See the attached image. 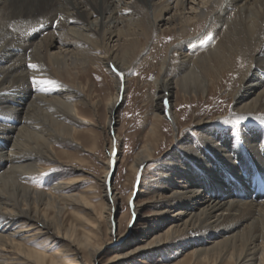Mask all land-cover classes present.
<instances>
[{
	"label": "bare ground",
	"instance_id": "1",
	"mask_svg": "<svg viewBox=\"0 0 264 264\" xmlns=\"http://www.w3.org/2000/svg\"><path fill=\"white\" fill-rule=\"evenodd\" d=\"M202 23L207 24L206 33L210 27L220 33L219 39L194 55L189 50L193 42L186 41ZM156 29L185 37L170 57L180 61L176 68L180 77L155 81L153 123L148 130L152 141L133 159L132 182L160 149L164 119L180 125V113L172 110L174 89L180 90L182 103L230 97L232 113L259 116L260 122L246 125L244 133L234 131L231 137L224 133L220 141L215 118L195 114L193 130L205 145L198 152L191 134L177 132L175 147L140 183L139 197L142 192L153 196L137 202L134 220H142V210L153 201L156 215L163 219L170 215L164 233L148 244L191 249L190 258L176 264H264V0H0V160L6 163L0 169V264H7L4 259L15 264H63L73 261L68 255L80 256L79 244L96 263L101 257L105 242L96 244L92 235L100 232L97 217L103 216L102 209L113 233L115 194L106 186L110 165L102 183L110 203L94 209L92 228L81 237L73 225V210L79 203L83 206V196L73 192V180L60 178L45 190L30 184V179L76 158L57 146L78 142L79 124L85 122L79 112L82 106L93 105L78 79L86 66L102 62L122 73ZM166 63L161 72L169 71ZM29 64L38 68H28ZM33 76L55 80L58 86L31 92ZM116 86L107 103L111 132L124 91L122 79ZM225 90L227 95H219ZM112 151L110 146V156ZM120 236L114 241L111 262L127 256L119 250H125L130 240L126 235L118 243ZM34 239L61 246L52 253L38 250L27 245Z\"/></svg>",
	"mask_w": 264,
	"mask_h": 264
},
{
	"label": "rangeland",
	"instance_id": "2",
	"mask_svg": "<svg viewBox=\"0 0 264 264\" xmlns=\"http://www.w3.org/2000/svg\"><path fill=\"white\" fill-rule=\"evenodd\" d=\"M206 28L207 24L202 23L201 26L199 25L196 28V34L194 32L191 36L189 35L188 41L185 40L186 43L190 41L193 42L191 43V46H193H190L189 50H192L194 55L207 50L219 39L220 33L217 34L218 32H215L213 29L211 30V27L209 29L210 31L206 33ZM223 30L224 28L221 27L219 31ZM164 31L160 29H156V31L152 30V39L146 43H142L139 49L137 48L136 54L134 53V57L129 60L128 68L122 73L113 71L112 68L110 70V68L102 62H94L95 64L93 63L86 66V69L78 79L82 83L81 85L84 86L88 101L93 105L92 107L88 105L82 106V111L79 112L80 117L85 119V122L79 124V130L81 131L77 137L78 139H76L78 142L68 147L61 145L57 146L58 149H65L73 153V156L76 158H73L72 161H67L65 159L63 160L62 167L48 169L44 173H40L30 179V184L45 190H49L50 186L60 178L73 180V192L83 196V206L79 203L80 206L76 208L77 210H73V225H75L78 236L81 237L84 231H89L92 228L90 221L94 220V209L99 211L108 202L105 198V188L102 183L106 166L109 164L111 167L106 186L115 194L112 222L113 233L109 231L111 228L109 227L110 221L106 216L107 212L102 209L103 216H99L101 219L97 217V223L100 225V232L97 233L98 236L92 235L95 237L96 244L101 245L105 242L104 252L96 263L88 254L86 247L79 244L81 248L80 256L76 257L75 254L68 255V259H73V261H63V264H83V261L87 264H176L186 259L188 256L187 259H189L191 249L176 251L166 246H164L165 248L149 247L148 243H153V239L160 236V234L162 235L165 229H167L170 222V215L168 216L169 218L167 217L164 219L160 217V215H156L157 212L154 213L153 210V204L156 201H153L142 210L140 214V216H143L142 220H134L137 202L151 200L153 196V193L142 192L140 194L141 197H139V190L141 188L140 183L147 181L149 177L155 173L159 164L166 159L170 149L175 147L176 141L173 139L178 131H180V135H186L187 133L191 134L198 152L200 151L199 147L203 143L198 142V134L193 130V125L196 123L195 121H197L193 117L195 114L205 120L207 118H212V120L215 118L213 126L220 141L223 140L221 136H223L224 133H227L226 135L231 137V135H236L237 132L244 133V129L249 125L260 122L258 119L259 116H243L232 113L230 111V97L227 99H221L219 97L218 99L213 96L209 97L207 95L208 93H206L205 99L209 97L208 100L195 99L182 103L184 101H182L180 90L174 89V95L171 101H176L175 107H172V110L180 113V125L176 126L175 123L173 124L167 117L164 119L161 125V133L164 135V139L159 143L160 149L156 151L155 158L146 161L139 168L132 182L133 169L131 168V164L134 161L133 159H135L138 151L146 142L149 140L152 141V137H150L148 130L153 123V99L156 97L157 86L155 81L166 76V78H170L171 76L174 78L180 77V75L176 73L180 61L174 56H172V58L170 57L172 53H177V49H174V47L180 45L178 44L180 43L179 41L184 43L185 37L180 39L175 36L176 34ZM209 36L212 37L210 40L208 39ZM222 45H219V47H222ZM165 60L167 61L166 69H169V71L164 70L165 72H161L160 66L163 65ZM111 71L113 73L115 72L114 75ZM120 78L124 84V91L122 93V99L114 112L116 121L113 124V131L111 132L108 127L109 117L107 103L115 96L117 92L116 85L121 80ZM30 88L31 92L41 93L38 92L34 84L30 86ZM219 95H227L226 90L222 91L221 94L219 92ZM181 105L183 109H181ZM4 118L5 120L7 119L6 121L9 120L8 122H14V119ZM236 119H242L240 125L233 123ZM246 119L249 120L247 121ZM190 123L192 124L188 126ZM183 124L188 125H186L185 128ZM246 125L248 126L246 127ZM239 128L242 131H239ZM229 133L230 135H228ZM110 146L113 149L111 156L109 154ZM210 153L211 152H209V154ZM185 158L190 159V161L193 160L189 156ZM5 167L6 163L0 160V169ZM46 175L48 176L46 177ZM178 188L179 187L175 190ZM90 205H94V207L92 208ZM124 216L126 218H124ZM129 218L131 219L130 222ZM66 219H70L68 212L66 214ZM1 221L2 220H0V222ZM121 234L122 239L118 243L123 242L126 235L128 236L127 240H130V244H127L125 250H119L120 253L125 252L122 255L127 256H119L116 261L111 262V257L115 253L112 247L117 243L114 241L121 238ZM112 237L113 241L111 239ZM107 241L110 243L106 244ZM27 245L50 253L56 251L61 246L58 242L54 243V241L44 239H34L32 243ZM3 262L15 264L10 263V260L6 261V259H4Z\"/></svg>",
	"mask_w": 264,
	"mask_h": 264
},
{
	"label": "snow or ice",
	"instance_id": "3",
	"mask_svg": "<svg viewBox=\"0 0 264 264\" xmlns=\"http://www.w3.org/2000/svg\"><path fill=\"white\" fill-rule=\"evenodd\" d=\"M56 22L59 23V21H56ZM211 38H212L211 36L208 37L209 40ZM29 67L32 69H37L38 65L37 64H29ZM113 71H117V69L114 67ZM118 74H120V73H118ZM31 82H32V84H34L37 87V89H39L41 91H50V90H52V88L58 86V82L55 80L43 79V78H39L36 76H33L31 78ZM233 123L236 125H240L241 119H236L235 121H233Z\"/></svg>",
	"mask_w": 264,
	"mask_h": 264
}]
</instances>
